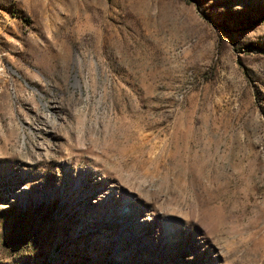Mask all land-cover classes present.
Returning a JSON list of instances; mask_svg holds the SVG:
<instances>
[{"label":"rangeland","instance_id":"rangeland-1","mask_svg":"<svg viewBox=\"0 0 264 264\" xmlns=\"http://www.w3.org/2000/svg\"><path fill=\"white\" fill-rule=\"evenodd\" d=\"M0 264H264V0H0Z\"/></svg>","mask_w":264,"mask_h":264}]
</instances>
